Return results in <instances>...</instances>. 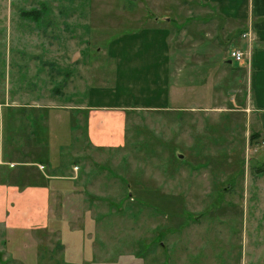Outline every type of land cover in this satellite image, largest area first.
Here are the masks:
<instances>
[{"label":"rangeland","instance_id":"rangeland-1","mask_svg":"<svg viewBox=\"0 0 264 264\" xmlns=\"http://www.w3.org/2000/svg\"><path fill=\"white\" fill-rule=\"evenodd\" d=\"M157 22L172 105L95 148L78 108L144 101L142 59L108 52ZM242 30L203 0H0V183L50 191L47 225L1 207L0 264H264V146L244 63H227Z\"/></svg>","mask_w":264,"mask_h":264},{"label":"crops","instance_id":"crops-1","mask_svg":"<svg viewBox=\"0 0 264 264\" xmlns=\"http://www.w3.org/2000/svg\"><path fill=\"white\" fill-rule=\"evenodd\" d=\"M216 8L228 22L242 25L239 49L251 53L247 70L248 88L251 96V118L264 143V0H203ZM247 34L249 37L244 38ZM109 57L117 58L119 64L140 60L149 74L151 86H145L149 94L140 104H132L126 94L120 92L90 94V103L78 110L88 113L89 138L95 148L124 146L127 119L130 112L168 110L172 105V52L170 32L158 22L138 32L119 38L110 47ZM229 65L234 64L228 59ZM241 64V63H238ZM101 94V95H99ZM102 97V102L97 97ZM264 146V145H263ZM16 183H0V209L6 203L4 213L14 228L17 224L38 221L49 224L50 191L46 186H22ZM12 192H10V191ZM17 190V191H14Z\"/></svg>","mask_w":264,"mask_h":264},{"label":"built area","instance_id":"built-area-1","mask_svg":"<svg viewBox=\"0 0 264 264\" xmlns=\"http://www.w3.org/2000/svg\"><path fill=\"white\" fill-rule=\"evenodd\" d=\"M243 37L247 38V37H249V35L244 34ZM229 57L233 62H236V63H247V64H249L251 61V53H249V52L247 53V52H244V51H241L238 49L232 50L230 52ZM263 145H264V143H263Z\"/></svg>","mask_w":264,"mask_h":264},{"label":"trees","instance_id":"trees-1","mask_svg":"<svg viewBox=\"0 0 264 264\" xmlns=\"http://www.w3.org/2000/svg\"><path fill=\"white\" fill-rule=\"evenodd\" d=\"M258 138H259V136H258Z\"/></svg>","mask_w":264,"mask_h":264}]
</instances>
